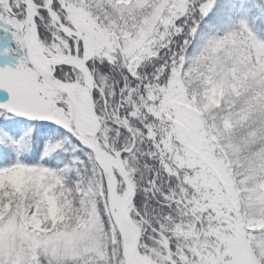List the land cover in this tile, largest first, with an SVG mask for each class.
Listing matches in <instances>:
<instances>
[{"label": "snow or ice", "instance_id": "obj_1", "mask_svg": "<svg viewBox=\"0 0 264 264\" xmlns=\"http://www.w3.org/2000/svg\"><path fill=\"white\" fill-rule=\"evenodd\" d=\"M0 264H264V0H0Z\"/></svg>", "mask_w": 264, "mask_h": 264}]
</instances>
